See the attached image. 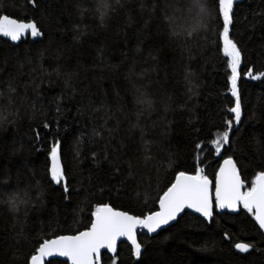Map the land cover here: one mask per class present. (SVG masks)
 I'll return each instance as SVG.
<instances>
[{
	"label": "trees",
	"instance_id": "16d2710c",
	"mask_svg": "<svg viewBox=\"0 0 264 264\" xmlns=\"http://www.w3.org/2000/svg\"><path fill=\"white\" fill-rule=\"evenodd\" d=\"M207 2L214 7V0ZM101 3L36 0L34 7L30 0H0V15L34 19L43 32L15 42L0 34V264H25L43 239L90 227L99 203L134 215L157 211L158 197L179 171L202 168L214 182L223 159L233 155L250 187L264 170V77L246 75L249 68L253 75L264 72V0L234 4L230 37L242 52V116L223 155L210 143L234 117L231 71L218 38L222 18L213 12L208 31L186 40L199 22L189 10L192 0H106L103 22ZM173 30L180 35L172 37ZM186 68L195 73V95L188 92ZM9 82L16 90L11 103ZM138 98L150 101L151 110ZM56 141L68 200L50 182ZM144 141L151 142L147 161ZM21 227L27 240L17 245L12 237ZM261 231L242 207L236 214L215 210L209 222L186 211L156 235L139 230L140 257L122 242L115 256L102 255L101 264H264ZM237 242L254 247L241 254Z\"/></svg>",
	"mask_w": 264,
	"mask_h": 264
},
{
	"label": "snow or ice",
	"instance_id": "6c2138e0",
	"mask_svg": "<svg viewBox=\"0 0 264 264\" xmlns=\"http://www.w3.org/2000/svg\"><path fill=\"white\" fill-rule=\"evenodd\" d=\"M32 5L36 6V0H30ZM119 2V0H117ZM235 0H214V7H210L207 0H192L189 10H195L199 18L198 24L190 31L186 32L185 39L192 38L200 30L208 31V21L211 20L213 12L217 19L222 18V31L218 33V38L222 41V51L227 58V66L231 71L228 77L230 81V92L235 98V104L229 109L234 114L233 119L227 120L226 130L218 133L211 144L215 146L214 152L217 155H223L222 149L225 145L231 146L230 133L233 125H239L242 116V105L238 80L240 79L239 68L242 63V52L237 43L230 37V26L233 24V9ZM104 11L100 13L101 22L108 14L109 5L106 0H102L100 5ZM145 5L142 3L141 8ZM0 34L3 37L10 38L11 41H20L22 37L30 35L31 37H43V32L34 19H18L10 15H0ZM172 37H178L180 34L174 30L171 31ZM191 59V48H187ZM246 75L252 79L264 77V72L253 75L251 68ZM195 73L190 69H185V81L188 85V92L195 95V85L193 77ZM68 86V81H65ZM16 90L12 87L11 82L8 85V102L11 103V93ZM2 95V93H0ZM140 104H148L149 110L152 105L150 101L143 99L137 100ZM179 107H183L182 105ZM167 111V105L165 106ZM59 112V108L57 109ZM139 115L137 114L138 123L133 127L139 126ZM107 120L105 121V124ZM44 127H48L47 124ZM112 129H108L111 133ZM143 137V129L141 128ZM38 136V133H36ZM94 135L100 133L94 130ZM149 141L145 144V161L151 159L147 152L150 150ZM200 145H197L199 148ZM96 153H92L95 159ZM104 159H107V152L104 153ZM50 182L61 187L64 199L70 197V188L68 179L65 174L64 165L60 157V144L56 141L52 144L50 150ZM132 165L129 164V175H131ZM117 171H119L117 169ZM251 186L247 187L245 181L241 178V168L238 166L237 159L233 155H227L218 172L214 174V182L204 175V169L198 168L195 174L186 171H179L175 174L174 182L167 187L162 196L158 197L159 210L149 211L144 215H134L128 211L114 208L109 203H99L95 207L94 220L91 221L90 227L83 231H78L74 235H56L51 239H43L30 252L25 260V264H45L46 258L53 255H60L71 259L72 264H101V251L110 250L112 253L117 251V242L121 237H126L131 242V248L136 257L142 253V244L137 239V229H146L148 233H155L162 226L169 225L170 222L176 221L178 216L185 208L195 209L203 217L211 219L213 217V201L216 207L230 209H246L254 218L260 230H264V170L255 173L254 178L250 181ZM214 186V195L212 188ZM27 203L26 200L20 201ZM10 208L13 211L18 210V203L15 198L9 201ZM264 236V231H261ZM227 236V233H225ZM17 245L21 240H27L23 227L12 237ZM254 247L253 244L237 242L234 248L241 253H247ZM18 250V249H17ZM115 264V261L113 262Z\"/></svg>",
	"mask_w": 264,
	"mask_h": 264
},
{
	"label": "water",
	"instance_id": "95a60500",
	"mask_svg": "<svg viewBox=\"0 0 264 264\" xmlns=\"http://www.w3.org/2000/svg\"><path fill=\"white\" fill-rule=\"evenodd\" d=\"M238 1H239V0H235V3L238 2ZM235 3H234V4H235ZM5 38L8 39V40H10V38H7V37H5ZM10 41H11V40H10ZM222 162H223V161H222ZM222 162H221V164H222ZM241 178H242V177H241ZM214 191H215V189H214V186H213V188H212L213 195H214ZM158 210H159V209H158ZM215 210H218V212H220V213L228 212V213H231V214H236V213H238V211L240 210V208H239V209H230V208H227V207H225V208H219V207H216V205H215V201H213V217H212L211 219H208V218L203 217V215L200 214V213H198V212H196L195 209L185 208V210H184V211L178 216V218H177L176 221L170 222L169 225L162 226L161 229H158L157 232H155V233H148L146 229H137V239H138V232H139V230H143V231H145L146 233H148V234H150V235H156V234H158L161 230L166 229V228H168L169 226L175 224V223L179 220V218H180L181 216H183V214H184L186 211H188V212H190V213H192V214H195V215H197V216H199V217H202L204 220H206V221L209 222V221H211V220L214 218ZM93 220H94V219H93ZM262 231H264V230H262ZM122 242H127V243H129V244L131 245V242L128 241L126 237H121V238L118 240V242H117V251H116L115 253H112L110 250L103 249V250L101 251V258H102V255H103L105 252L109 253L111 256H115V255L117 254L118 250H119V245H120ZM236 250H237V249H236ZM251 250H252V249H250L249 252H250ZM237 251L239 252V250H237ZM240 253H241V252H240ZM247 253H248V252H247ZM241 254H246V253H241ZM51 259H59V260H62V261H64V262H67V263H69V264H72L70 258H68V257H64V256H60V255H58V254L46 258V262L49 261V260H51ZM46 262H45V263H46Z\"/></svg>",
	"mask_w": 264,
	"mask_h": 264
},
{
	"label": "rangeland",
	"instance_id": "374dc122",
	"mask_svg": "<svg viewBox=\"0 0 264 264\" xmlns=\"http://www.w3.org/2000/svg\"><path fill=\"white\" fill-rule=\"evenodd\" d=\"M226 146V145H225ZM214 148H215V146H214ZM223 150V149H222ZM221 150V151H222ZM201 158V155H199V154H197V159H200Z\"/></svg>",
	"mask_w": 264,
	"mask_h": 264
}]
</instances>
